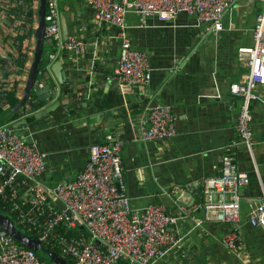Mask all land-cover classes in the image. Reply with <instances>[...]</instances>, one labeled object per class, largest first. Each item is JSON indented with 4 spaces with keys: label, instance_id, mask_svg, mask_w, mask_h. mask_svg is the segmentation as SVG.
<instances>
[{
    "label": "crops",
    "instance_id": "1",
    "mask_svg": "<svg viewBox=\"0 0 264 264\" xmlns=\"http://www.w3.org/2000/svg\"><path fill=\"white\" fill-rule=\"evenodd\" d=\"M57 4L61 37L77 34L86 42V51L74 55L50 44L43 54L48 70L37 79L53 86L54 93L38 94L37 88L34 111L16 125L17 92L11 91L14 104L0 110V123L34 139L46 153L41 184L71 179L85 163L91 142H106L120 134L124 190L130 205L159 202L171 214L188 211L179 222L185 234L182 245L164 263L264 264V230L248 221L251 205L264 195V84L253 89L256 97L250 102L252 149L240 145L235 154L236 165L250 178L239 190L237 249L230 250L220 241L232 228L230 222L203 221L201 227H192V218L202 217V210L193 208L203 200L201 180L219 173L221 154L236 135L241 98L230 94L229 85L246 70L237 59V48L253 44L252 28L257 14L264 10V0H234L220 30L196 24L194 16L185 12L168 21L149 16L144 24L136 13H127L132 44L148 53L151 65L147 84L129 91H122L112 77L119 54L116 27L98 25L84 0H57ZM25 38L29 39L21 53L22 60L28 61L36 38L16 36L20 45ZM51 51L56 56L48 60ZM57 60L62 65L61 80L52 70ZM161 102L171 106L175 135L163 140L141 139L139 117L146 106ZM174 184L186 190L184 199L177 202L167 194Z\"/></svg>",
    "mask_w": 264,
    "mask_h": 264
},
{
    "label": "built area",
    "instance_id": "2",
    "mask_svg": "<svg viewBox=\"0 0 264 264\" xmlns=\"http://www.w3.org/2000/svg\"><path fill=\"white\" fill-rule=\"evenodd\" d=\"M84 1L98 25L109 23L117 29L114 36L118 39L119 54L112 77L117 79L122 91L141 88L151 78L148 53L134 47L127 33V13H136L140 23L144 24L149 16L168 21L185 12L194 16L196 24L205 23L211 30H220L223 17L234 3V0ZM38 6L39 0H0V110L11 105L7 93L15 91L20 99L24 94L34 49L28 51L29 60L23 61L21 51L29 38L23 39L20 45L16 36H35ZM43 19L44 39L51 41L56 50L66 49L74 55L86 51V42L77 34L71 33L66 39L61 37L57 0H46ZM252 36V45L237 48V59L246 70L241 79L229 85L230 94L241 98L236 135L221 154L219 173L202 178L203 200L193 205L194 209L202 210V217L194 216L192 227H201L203 221L232 224L220 241L234 251L240 243L237 232L239 190L250 181L249 174L236 165L235 154L240 145L251 150L254 141L250 102L256 97L253 89L264 84V10L256 16ZM55 56L51 51L47 59L53 60ZM48 67L49 63L44 61L43 67H37L36 74L39 76ZM43 85V80H34L31 91L16 109L17 121L34 111V91ZM139 123V137L143 140H163L176 132L171 106L163 102L146 106ZM122 144L120 134L110 136L106 142H91L88 157L74 177L42 185L39 176L46 168V153L34 139H27L2 122L0 202L13 214L16 225L37 237L41 244L56 247L60 253L68 255L74 264H166V256L182 245L185 234L180 230L179 222L188 211L171 214L159 202L130 205L124 190ZM185 191L184 186L174 184L167 194L177 202L184 199ZM56 201L63 207L59 208ZM248 221L264 230V195L251 205ZM79 225L83 226L84 232ZM61 228L76 229L77 232L66 235ZM0 264L54 263L41 259L33 249L0 227Z\"/></svg>",
    "mask_w": 264,
    "mask_h": 264
},
{
    "label": "water",
    "instance_id": "3",
    "mask_svg": "<svg viewBox=\"0 0 264 264\" xmlns=\"http://www.w3.org/2000/svg\"><path fill=\"white\" fill-rule=\"evenodd\" d=\"M45 2H46V0H39L38 25H37V28L35 30L36 46H35V51H34V58H33V61L31 63V66H30V69L28 72L24 94H23L22 98L18 101L16 109L21 104V102H23L27 93L30 91L34 80L36 79L37 67H38L39 60L41 58L42 45H43V40H44V36H43L44 19H43V16H44V12H45ZM63 28H64V31L66 32V28H65L64 24H63ZM61 67H62V65H61L59 60L54 61L52 64V70L55 73V75L58 77L59 80H61L63 77V71H62ZM47 76H49V75H47ZM45 91H47V92L49 91L50 92L49 94L52 95L54 93V87L50 86L48 83H46L42 87L38 88L36 90V93L40 94V93H43ZM22 121H23V119L18 120L13 125L21 123ZM56 204L59 208L63 207V204L60 201H56ZM66 213L70 214V211L66 210ZM0 227L2 229L6 230L8 233L12 234L15 237V239H17L21 244L25 245L26 247L33 249L35 252L40 253L39 250L42 246L40 240L31 234H29V235L23 234L21 232V230L15 225L14 221L8 215H6L2 212H0ZM79 228L81 230H83L82 225H79ZM43 249H44V247H43ZM46 253H47V258H49L53 263H55V264H67L65 258L58 255L55 251L46 250Z\"/></svg>",
    "mask_w": 264,
    "mask_h": 264
},
{
    "label": "trees",
    "instance_id": "4",
    "mask_svg": "<svg viewBox=\"0 0 264 264\" xmlns=\"http://www.w3.org/2000/svg\"><path fill=\"white\" fill-rule=\"evenodd\" d=\"M42 55H43V51H42L41 58H40L39 63H38V68H41V67H43V65H44V60H43V56H42ZM44 74H45V70L43 69L42 75L44 76ZM36 77L38 78V75H36ZM35 96H36V95H35ZM7 99L9 100L10 104H14V102L16 101L15 98H14V96H13V92H9ZM37 104H38V105H41V102L38 101ZM34 106H35V104H34ZM16 118H17V117H16ZM0 212H2V213H4V214L8 215V216L14 221V223H15V220H14L13 214L10 213V212H8V210H6V209L2 206V203H1V202H0ZM15 225H16V223H15ZM16 226L19 227L18 224H17ZM19 228H20V227H19ZM20 230H21V232H22L23 234H26V235H29V234H30L29 232L24 231V230L21 229V228H20ZM60 230H61L64 234H66V235L71 234V233H76V232H77L76 229H71V228H67V229L61 228ZM79 231H81V230H79ZM82 231H83V230H82ZM83 232H84V231H83ZM42 245L45 246V248H44L45 250H52V251H55L58 255L64 257L65 260H66V262H67V264H74V261H73L72 258H70L68 255H63L62 253H60V251H59L56 247H49V246H46V245L43 244V243H42ZM36 254H37L39 257H41V259H44V260H46L47 262H51V263H53L49 258H47V257H43V255H41L40 253L36 252ZM54 264H55V263H54Z\"/></svg>",
    "mask_w": 264,
    "mask_h": 264
},
{
    "label": "rangeland",
    "instance_id": "5",
    "mask_svg": "<svg viewBox=\"0 0 264 264\" xmlns=\"http://www.w3.org/2000/svg\"><path fill=\"white\" fill-rule=\"evenodd\" d=\"M50 44L52 45L51 41H49L48 39H44L43 40V45H42V50H43V54L44 52L48 49V47L50 46ZM43 56V55H42ZM37 75V74H36ZM33 235V234H31ZM34 236V235H33ZM43 247L45 248L44 245L41 246L39 252L41 253V255H43V257H47V253L46 250L43 249Z\"/></svg>",
    "mask_w": 264,
    "mask_h": 264
},
{
    "label": "clouds",
    "instance_id": "6",
    "mask_svg": "<svg viewBox=\"0 0 264 264\" xmlns=\"http://www.w3.org/2000/svg\"><path fill=\"white\" fill-rule=\"evenodd\" d=\"M46 3V2H45ZM37 78V77H36ZM31 91V90H30Z\"/></svg>",
    "mask_w": 264,
    "mask_h": 264
}]
</instances>
